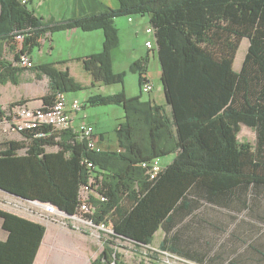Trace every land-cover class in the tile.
I'll list each match as a JSON object with an SVG mask.
<instances>
[{"label": "trees", "instance_id": "obj_1", "mask_svg": "<svg viewBox=\"0 0 264 264\" xmlns=\"http://www.w3.org/2000/svg\"><path fill=\"white\" fill-rule=\"evenodd\" d=\"M0 8V56L7 44L18 49L16 60L54 31L103 29V50L87 58L85 66L94 82L105 85L125 82V72L113 66L121 38L116 17L149 15L170 111L143 99L142 89L135 96L124 89L94 94L88 102L117 104L125 111L116 131L119 148L90 150L84 138L52 126L39 130L41 136L36 129L23 132V139L3 138L0 188L73 215L81 211L82 187L91 184L105 200L91 197L95 209L85 216L110 226L113 238L147 246L161 228V249L196 258L193 253L200 252L193 250L199 247L194 249L196 238L185 218L198 205H208L204 201L226 205L233 188L242 193L244 185L264 183V0H120L117 8L57 23L42 21L22 0H0ZM18 34H23L20 43ZM244 38L248 51L237 71L234 60ZM148 63L143 56L131 64L140 88L148 79ZM15 66L0 59V82H18L20 67ZM35 69L50 78L43 107L61 91L83 88L68 68L42 63ZM18 103L25 101H14L10 108ZM0 112H5L1 105ZM242 124L256 130L254 143L238 138ZM168 154H174L172 161L150 178L142 162ZM0 216L9 234L0 239V264H33L45 224L1 208ZM103 246L102 257L118 264L120 256L108 239Z\"/></svg>", "mask_w": 264, "mask_h": 264}, {"label": "crops", "instance_id": "obj_2", "mask_svg": "<svg viewBox=\"0 0 264 264\" xmlns=\"http://www.w3.org/2000/svg\"><path fill=\"white\" fill-rule=\"evenodd\" d=\"M25 4L33 11L36 16L40 17L42 21L57 23L82 16H91L103 11L106 12L109 9L117 8L120 6V0H27V3ZM130 21H132L131 18ZM134 29L136 35H138L141 30H146V25L143 24L142 19H139L134 23ZM81 30L82 29L80 28H70L66 29L65 31L68 35L67 37H70L69 40H72L74 37H79L84 43L86 42L84 45L86 48H97V45L99 46V42L103 45L105 37L103 29L100 28L92 31ZM119 33L121 36L120 29ZM52 36L53 33H49L46 38L41 40L40 46L30 53L31 58H33V60L35 58L39 64L57 63V65H60V68L63 70L68 68L70 74L72 75L70 70L71 65L69 64L70 61H68L72 60V57L66 58L64 56H60L54 60L43 58L45 55V46L47 44V40L53 39ZM90 38H96L98 44L94 45L93 47H88L86 40ZM147 40L149 39H146V41ZM17 41L18 43L21 42L20 40ZM146 41L144 42V49L142 50L141 54H139L140 56L138 58L148 56V65H150V56L155 59L154 54L156 51L158 52V47L156 44V47L154 46L153 49L150 50V48H148L146 45ZM50 44L51 48L54 49L55 45H53V42H50ZM138 47V49L142 48L141 45ZM118 48H120V44L114 49V51ZM102 49L101 51L94 50L88 52L86 50V52L81 54L79 53L77 55L80 60L83 59L82 65L84 69H86V59L92 57L94 54L102 52ZM16 51H18V49H11L7 44H5L3 55L0 56V58L15 64ZM238 53L236 57H238ZM236 57L234 60V69L239 71L242 67V64L240 67L236 65ZM138 58H136V60ZM17 75L19 77V82L14 83L11 80L8 82H0V105L3 110L7 111L10 108L11 103L20 99L24 100L25 103L31 107L40 108L45 106L46 101L43 100V97L49 92V78L44 75L39 77L35 73L28 75L23 71L20 72V76L19 73ZM146 77L151 82L148 72ZM41 82L44 83H42L43 86L40 89L39 86L41 85ZM95 84L103 85L99 81L94 82L92 85ZM71 97L73 98L75 96ZM150 100L153 101V103L157 102L155 99ZM166 110L169 112L170 107L167 106ZM81 112L76 115V123L81 121V118L85 115V113L82 114ZM87 122L94 126L97 142L101 149L103 150L111 148L113 139L109 135L105 137L103 133H97L98 131L96 129V123H93L89 119H87ZM243 126L247 125L242 124L241 130ZM247 127L252 128L250 126ZM12 132L16 133L17 131ZM12 132L10 134H12ZM16 134L23 137L21 132ZM9 139L16 138H6L5 140ZM166 156H171L169 162L167 163L168 165L172 161L174 154H168ZM162 157L160 160H162ZM11 196L14 195L0 188L1 209L11 211L5 207V204H7L6 200ZM204 202L211 206L212 213L209 215L210 217L208 219L203 218L204 216L201 215L198 223H195L193 232L196 238V243L194 249L196 247H199V249H195L193 252L197 251L200 253H193L194 256L196 255V258L194 259L184 257L188 260L187 263L264 264V183L259 185H253V183L249 184L248 186L244 185L242 193L239 192L237 188H233L229 192L226 199V208L224 206L219 207L218 204L213 202ZM224 208L226 212L225 218L219 217V211L223 210ZM19 215L35 220L36 222H41L45 224L46 227L43 241H41L37 257H35L33 264H96V258H99L103 254V243L105 239L110 238L105 231L99 229L97 226L76 224L72 221L70 223L63 221L42 222L35 217L21 214ZM207 220L209 222V226L206 224ZM2 224L3 218L0 216V239L6 240L9 234L8 231L3 228ZM160 231L161 235L157 238L156 242L154 239L153 243L148 246L154 247L155 245L153 244L158 245L162 242L165 236L164 230L161 228L158 229L155 235ZM116 240L129 243L125 244L126 246H122L121 249L118 250L121 255H128V259H130L132 254L134 255L136 253V249L140 247L135 245L136 243L129 241V239L117 237ZM109 246L115 250L113 244H109ZM156 256L157 255H155V257ZM126 261L127 260H122L121 264H126ZM150 264L155 263L151 262Z\"/></svg>", "mask_w": 264, "mask_h": 264}, {"label": "rangeland", "instance_id": "obj_3", "mask_svg": "<svg viewBox=\"0 0 264 264\" xmlns=\"http://www.w3.org/2000/svg\"><path fill=\"white\" fill-rule=\"evenodd\" d=\"M130 18L132 19V21H130ZM139 19L143 20V24L146 25V27L150 25L148 14L144 16H140L137 14H131V15H123V16L116 17L115 23L117 26H119V29L121 32V38H120V48L116 49L113 53V66H114L115 71L125 72L124 84L115 82V83L108 84V85H105V84L92 85L94 81L92 80L90 71L84 69L82 65L83 59L80 60L77 57V55L79 53L81 54L83 52H86V50L87 52L94 51V50L101 51V49L103 48V45L100 44V42H99V46L97 45V48L93 47L94 45L98 44L97 43L98 41L96 40V38H90L86 40L88 47H93L89 49L84 46L86 42L84 43L81 40V38L74 37L72 38V40H69L70 37L69 38L67 37L68 35L65 30L57 31V32L54 31L53 36H52L53 39H48L47 44L45 46V55L43 56L44 59L47 58L48 60H54L60 56L62 57L64 56L66 58H69V57L73 58L72 60H68L70 61L69 64L71 65V68H70L71 73H72L71 76L83 88L78 89L76 91H71V92L69 91L67 94H68V97L70 98H72L71 96H75V97L80 98L83 101L84 109L82 110L81 113L82 114L85 113L86 115L84 117L85 120L89 119L93 123H96V129L98 131L97 133H103L105 137L109 135L113 139L111 148L103 149V150L112 151L115 149L117 150L119 148V142L116 136V131L119 128V124L122 123V121L124 120L125 111L123 107L117 104H105V105H101V103L92 104L88 102L87 100L90 96L94 94L102 93L106 95V94H112L116 92L119 93L123 89L129 96H132V95L135 96L140 93V90L142 89V87L140 88L141 85L139 81V75L135 73L134 71H132L130 65L133 61L136 60V58L140 56L139 54H141L142 50L144 49L143 47H144V42L146 41V39H150V41H152L154 46L156 47V42H155L156 37L154 33L147 32L146 30L145 31L141 30L138 35L135 34L134 23ZM50 42H53V45H55L54 49L51 48ZM140 45L142 48L138 49L139 48L138 46ZM248 46H249V39L244 38L240 45L238 57H236V65L239 67L243 63L244 57H246ZM157 54L158 52L156 51L154 54L155 59H153V57L150 56V65H149L150 70L147 71L149 78L151 79L152 89L150 91H144L142 89L143 90L142 94H143V99H149V100L155 99L157 101L156 102L157 104L164 105V107H167V103H166L167 100H166L165 92L163 89L164 84L162 82L161 72H160L162 70V67H161ZM0 59L5 60L2 58ZM17 62L18 61L15 59V65H18L15 67H20L19 76H20V72L23 71L28 75H32L35 73L39 77H42L44 75L47 78H49L48 75H46L44 72L40 71L39 69H35V66L40 65L36 61L35 58H34L35 65L30 68H25ZM55 64H56L55 66L57 69L63 70L60 68V65L58 66L57 63ZM18 80H19V77H18ZM42 83L44 82H41L40 83L41 85L39 84L40 89L43 86ZM14 133L15 132H12V134H8L9 136L2 134L0 136V142L2 141L1 139L3 138L5 139L6 138H16V139L23 138L21 135L16 134L18 132H16L15 134ZM77 136L80 137L79 135ZM256 136H257V133L255 129L248 128L247 126H243L239 138L243 142L254 143L256 141ZM47 149L55 151L57 150V146L55 147L48 146ZM21 152L23 153L24 150H22ZM170 157L171 156H166L164 158L162 157L161 163L164 167L169 162ZM91 197L98 198L94 194H91L89 196L90 200H91ZM6 201H7V204H5L6 209L15 211L21 215L35 217L42 222H49V221L51 222H55V221L62 222L63 221L66 223L71 222V219L59 213H55V212L52 213L47 207H44L45 204L37 203L35 202V200L33 201L23 200V199H20L19 197L11 196ZM89 203L91 206V211L89 212H92L94 211L95 207L91 201ZM218 206L219 207L224 206L226 208V205L223 203L218 204ZM225 208L219 211V214H218L219 217L225 218L226 216ZM209 214H210L209 205L201 204L200 206L198 205V208L192 214H190L189 216L185 218L184 222L186 221L189 222V224L191 225L190 231L193 232L195 223L196 224L198 223L200 216L203 215L205 216L203 218L208 219L210 217ZM72 222H75L76 224L85 225V223H82V221L75 220ZM206 224L209 226L208 220ZM86 225H89V224H86ZM89 226H94V225H89ZM108 228H111V227L108 226ZM106 233L110 237V238H107L109 240V244H113V247L115 249L114 251H116L120 256L118 259V264H121L122 260H127L126 264H150L151 262H154L155 264H161L162 255L158 251L153 250V247H150L148 245L147 246L143 245V246L138 247L136 249V253L134 255L132 254L130 259H128L129 258L128 255L123 256L118 252V250L121 249L122 246H126L125 244H129V243L118 241L116 240V238H113L108 232ZM160 235H161V231L157 232L154 238L155 242ZM153 245H155L154 247H157V248L159 247V244L158 245L153 244ZM155 255L157 256L155 257ZM112 264L114 263L112 262ZM178 264H190V263L179 262Z\"/></svg>", "mask_w": 264, "mask_h": 264}, {"label": "built area", "instance_id": "obj_4", "mask_svg": "<svg viewBox=\"0 0 264 264\" xmlns=\"http://www.w3.org/2000/svg\"><path fill=\"white\" fill-rule=\"evenodd\" d=\"M23 3H27V0H22ZM147 32L154 33L155 29L150 25L146 27ZM16 39L22 41L23 34L16 35ZM146 45L148 48L153 49L154 44L152 41L147 40ZM20 65L25 68H30L35 65L34 60L29 54L21 53L19 59L17 60ZM142 89L144 91H150L152 89V83L149 79H146L143 83ZM84 109L83 101L78 97L70 98L67 92L61 91L57 94L56 98L48 107H31L26 103H18L13 107L9 108L4 113L0 112V135H8L12 131L23 132L33 131L37 129V136H41L42 133L38 132L44 127L52 126L54 130H69L72 133H76L81 138L87 141L88 148L90 150L101 151V147L97 142L95 136V128L92 124L88 123L84 119L86 115L81 118V121L75 122L76 115ZM93 161L86 160V165L91 168L93 167ZM142 167L146 168L147 174L150 178H155L157 174L162 170L163 165L160 158H154L151 161L142 162ZM91 184L82 187L80 199H81V211L73 215H67L66 212L59 210L55 205L51 203H41L45 204L52 213H59L65 217L71 219V221H82V223L97 226L99 229L108 232L109 234L113 232L112 228L104 223L98 225L95 224L92 219L85 216L86 213H90L91 206L89 203V196L94 194L99 197L100 200H105L104 196H101L96 189H93ZM33 201V200H32ZM153 250L158 251L162 255L161 264H178L179 262H187L188 260L182 256L177 255L174 252L163 250L160 247H153Z\"/></svg>", "mask_w": 264, "mask_h": 264}, {"label": "water", "instance_id": "obj_5", "mask_svg": "<svg viewBox=\"0 0 264 264\" xmlns=\"http://www.w3.org/2000/svg\"><path fill=\"white\" fill-rule=\"evenodd\" d=\"M2 189V188H1ZM4 190V189H3ZM5 191V190H4ZM6 192H8V191H6ZM10 194H12V195H14V196H16V197H19L20 199H23V200H30V199H25V198H23V197H20V195H17V194H14V193H11V192H9ZM41 202V201H40ZM41 203H45V202H41ZM59 210H61L60 208H58ZM67 215H69V214H67ZM106 259H107V257L104 255V257L102 258V259H100L98 262L96 261V264H110V263H108V262H106ZM104 262V263H103Z\"/></svg>", "mask_w": 264, "mask_h": 264}, {"label": "flooded vegetation", "instance_id": "obj_6", "mask_svg": "<svg viewBox=\"0 0 264 264\" xmlns=\"http://www.w3.org/2000/svg\"><path fill=\"white\" fill-rule=\"evenodd\" d=\"M103 257H104V256H103ZM103 257L100 256L99 258L102 259ZM100 259H99V260H100ZM106 262L110 263L109 261H107V259H106ZM103 263H104V262H103ZM110 264H112V263H110Z\"/></svg>", "mask_w": 264, "mask_h": 264}]
</instances>
